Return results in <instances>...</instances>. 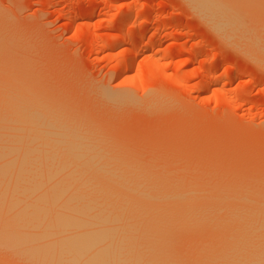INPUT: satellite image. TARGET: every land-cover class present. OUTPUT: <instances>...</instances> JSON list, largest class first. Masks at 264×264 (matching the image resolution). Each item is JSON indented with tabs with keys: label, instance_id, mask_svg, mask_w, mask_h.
I'll list each match as a JSON object with an SVG mask.
<instances>
[{
	"label": "rangeland",
	"instance_id": "374dc122",
	"mask_svg": "<svg viewBox=\"0 0 264 264\" xmlns=\"http://www.w3.org/2000/svg\"><path fill=\"white\" fill-rule=\"evenodd\" d=\"M263 2L235 3L242 29L262 41ZM198 14L187 0H0V59L5 58L0 60V87L7 88L5 93L0 89V97L4 95L0 98L1 112L16 107V101L27 93H37L36 97L43 96L45 101H56L51 104L59 109L67 108L63 110L66 114L73 112L76 122L90 126L99 137L107 136L100 140L111 150L120 143L117 149L123 148L119 149L128 157L125 160L133 158L127 163H143L171 176H179L184 168L188 172L184 178L199 175L203 168V174L208 173L215 181L242 183L233 186L225 198L208 201L207 215L223 214L226 222L213 223L206 218L183 231L161 232L165 237L158 244V250L162 249L159 253L165 258L177 255L175 259H185L181 264H188L189 252L191 258L197 255L201 249L196 248L212 239V234L220 237L233 228L237 222L231 216L234 210H254L264 197V59L258 49L264 41L257 40L262 47L258 43L249 46L250 41L238 38L242 36L239 32L237 40L228 41ZM137 29L138 54L132 68L121 72ZM241 41L246 45L241 43L240 47ZM2 45L8 47L2 50ZM244 47H255L259 53L249 54ZM46 93H51L47 100ZM156 96L160 102L149 105ZM1 103H5L3 107ZM113 140L119 142L112 146ZM112 153L118 155L116 150ZM183 156L186 159H181ZM195 168L200 169L195 170L199 174L190 173ZM215 170L218 175L213 174ZM208 190L213 188L208 185L204 191ZM11 253L0 248V264H33ZM177 260L172 264L179 263Z\"/></svg>",
	"mask_w": 264,
	"mask_h": 264
},
{
	"label": "bare ground",
	"instance_id": "6f19581e",
	"mask_svg": "<svg viewBox=\"0 0 264 264\" xmlns=\"http://www.w3.org/2000/svg\"><path fill=\"white\" fill-rule=\"evenodd\" d=\"M187 1L195 11L202 14L200 16L205 18L211 28L213 27L228 41L233 40L237 32L242 35H237L238 38L244 39V42H251L249 46L264 41L250 36L251 33L246 34V28L242 29L241 15L235 4L239 0ZM255 7L257 8V5ZM139 34L140 31L137 29L136 37L134 40L131 39L133 46L129 52L127 51L130 53L129 56L124 62L121 59L120 63L123 62L121 72L132 68V62L138 54L136 44L139 43ZM238 38L235 37V40ZM243 41L238 44L242 43L245 46L246 43ZM262 46L258 49L264 59V45ZM3 47L2 50H5L8 46ZM243 49L248 50L247 47ZM251 49L254 52H249ZM251 49L246 52L250 54L257 51L255 47ZM8 53L11 57L14 56L11 52ZM256 56L261 59L259 54ZM5 61L8 62V58ZM0 65L2 66V63ZM19 70L21 69L16 71ZM39 76L42 75H38V78ZM8 79L9 76L6 80ZM29 84L30 82L27 85ZM11 85L13 86L12 82ZM25 87L28 90V86ZM3 89L7 88L2 87L1 92ZM3 91L5 93V90ZM29 93H23L26 94V99L24 97V100L22 98L19 101L15 100L16 107L8 108L6 103L5 107L9 110L1 112L0 109V248L26 258L33 264H172L179 256L173 255L170 261L169 255H166V259L161 252L159 253L160 249L158 250V244L165 237L161 235L162 231L168 233L183 231L189 229L190 225H199L206 218L213 223L226 222L227 217L223 214L207 215L208 201L225 198L233 186L242 184L239 181L224 182L221 178L223 182H218L219 178L215 181L204 172L210 177L205 179L207 176L201 171L203 168L193 169L194 171L197 169V172L200 170L202 174L192 170L190 173L199 175L192 174L191 177L189 174L190 178H184L188 174L184 168H181L182 173L179 176H171L156 172L150 166H142L145 165L143 163L140 165L139 162L127 163L133 158L125 160L128 157L120 153V149L123 148L119 147L120 151L117 149L120 143L114 145L116 148L111 150L108 148L109 144L101 142L100 137L103 134L99 137L96 130L94 132L88 128L90 126L79 124L81 121L76 122L71 116L73 112L66 114L67 108L63 107L65 111L59 109L55 106L56 101L51 102L55 104H51L45 101L43 96L39 98L36 97L37 93L35 95ZM49 95L46 96V100ZM2 98L4 99V95ZM153 98L151 99L155 101L149 100L148 104L151 103L149 105L153 106L159 101L157 96ZM2 104L5 103H1V106ZM58 105L60 107V104ZM76 112L73 115L77 116ZM100 128L101 126L98 129ZM106 130L108 132V129ZM101 131L99 133H103ZM110 135L112 134L109 133V138L112 137ZM106 138L108 137L105 136ZM113 142L119 141L110 142L112 146ZM115 150L121 156L112 153ZM124 152H127V156L130 154L126 150ZM181 159L186 158L183 156ZM183 172L186 173L184 176ZM216 172L215 170L213 174H217ZM208 185L213 190L204 191ZM231 216L237 221L233 228L220 237L212 234V239L202 241L196 248L201 249L200 255L194 253L191 258L192 252H189L190 257L187 258L191 261L187 262L188 264L193 261V264L196 262V264H264V197H260L254 210H234ZM186 232L188 234V230ZM176 240H173L175 244ZM196 249L194 251L198 252ZM169 251L166 252L169 254L171 253ZM182 256L185 257V253ZM181 261L185 259L178 258L176 263L181 264Z\"/></svg>",
	"mask_w": 264,
	"mask_h": 264
}]
</instances>
